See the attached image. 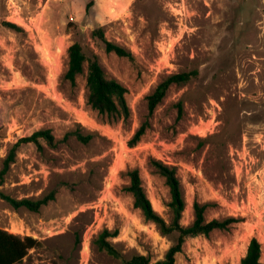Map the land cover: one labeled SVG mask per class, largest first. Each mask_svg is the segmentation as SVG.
<instances>
[{
	"label": "rangeland",
	"instance_id": "rangeland-1",
	"mask_svg": "<svg viewBox=\"0 0 264 264\" xmlns=\"http://www.w3.org/2000/svg\"><path fill=\"white\" fill-rule=\"evenodd\" d=\"M88 1L0 0V171L20 138L49 129L59 141L22 145L0 178V229L37 241L18 264H121L95 247L103 230L116 233L107 240L124 258L161 260L172 237L147 222L126 191L127 172L138 169L153 209L170 220L169 189L151 158L176 169L183 226L193 221L194 202L207 204V221L243 219L187 239L174 264H239L253 237L264 264V0H94L86 15ZM98 27L133 59L107 53L91 35ZM75 42L126 88V119L87 105L86 64L75 86L64 79ZM192 70L197 77L171 86L149 114L158 83ZM72 130L91 139L62 141ZM52 191L38 212L1 197L36 200Z\"/></svg>",
	"mask_w": 264,
	"mask_h": 264
},
{
	"label": "trees",
	"instance_id": "trees-1",
	"mask_svg": "<svg viewBox=\"0 0 264 264\" xmlns=\"http://www.w3.org/2000/svg\"><path fill=\"white\" fill-rule=\"evenodd\" d=\"M94 7V0H89L85 6V14L88 15ZM7 28L17 32L23 31L19 26L10 22H3ZM92 37L99 41L107 53H114L119 57L132 60L131 52L123 47L108 41L101 27L95 28ZM67 69L64 79L72 86L76 85V77L84 73V65H87L86 72V103L94 111L102 117L109 119H126L129 116V107L125 95L126 88L115 79H109L105 76L97 56L83 47L80 43H73L68 50ZM198 72L196 70L188 72L173 73L166 76L154 91L147 97V105L149 114L164 99L168 89L171 86H184L191 80L196 78ZM178 110V118L183 113L182 104L176 105ZM147 122L142 124L128 141L129 147H134L145 134ZM69 136H75L82 143H87L91 139V135H83L79 130H72L66 133L62 141H66ZM43 142L46 146L54 148L59 141L55 139L49 129L38 130L30 136L20 138L10 148L6 158L3 161V169L0 171V178H3L7 172L9 165L14 162L17 150L22 145L33 144L38 149H42ZM150 167L162 176L165 184L169 189L170 201L168 208L170 211V220L166 221L152 207L149 198L142 186L141 177L138 169H132L127 172L129 179L126 191L132 196L133 207L140 211L143 218L155 225L156 229L163 236L172 237L173 242L166 251L164 257L154 263L139 254H135L129 258H124L122 254L107 240L108 237L116 236L108 230H103L94 240V245L99 251H103L109 256L119 259L121 264H174L177 254L182 252L185 241L189 238L198 236H209L215 230L228 231L233 225L243 221L240 217L228 216L224 219H213L207 221L204 216L207 204L193 203V221L188 226L181 224L182 214L185 210V200L181 190L180 180L177 176L176 169L166 165L159 160L151 158L149 160ZM6 202L14 209L25 208L32 212H38L41 207L48 204L55 197V191L41 199H13L8 196L1 195ZM37 245V241L32 237H20L0 229V264H18L27 255L28 251ZM261 244L256 238H251L246 249L245 255L241 258L239 264H261Z\"/></svg>",
	"mask_w": 264,
	"mask_h": 264
}]
</instances>
